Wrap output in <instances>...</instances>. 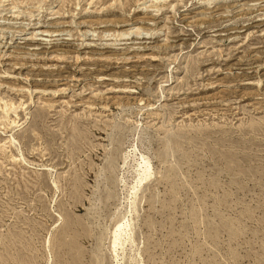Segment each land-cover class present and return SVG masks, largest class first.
Segmentation results:
<instances>
[{
	"label": "rangeland",
	"instance_id": "rangeland-1",
	"mask_svg": "<svg viewBox=\"0 0 264 264\" xmlns=\"http://www.w3.org/2000/svg\"><path fill=\"white\" fill-rule=\"evenodd\" d=\"M5 103L0 264H264V0H0Z\"/></svg>",
	"mask_w": 264,
	"mask_h": 264
},
{
	"label": "bare ground",
	"instance_id": "bare-ground-1",
	"mask_svg": "<svg viewBox=\"0 0 264 264\" xmlns=\"http://www.w3.org/2000/svg\"><path fill=\"white\" fill-rule=\"evenodd\" d=\"M1 109L2 110L0 112V120L3 119L4 117H8L9 113L11 111L16 113V109L17 108L14 106L13 103H11V104L5 103L4 107H2ZM134 152L136 153V151H134ZM136 167L138 168L137 171H136L137 172V176L135 178V180H136L135 183L136 184L134 185L133 188H136V187L140 186L142 184V182L149 177L150 170H151L149 159L146 156H144L143 154L139 155V157L137 159ZM136 189L133 192V194L136 193ZM129 227H130V224L128 223V221H119L117 223L115 232L117 233L118 236L114 240V245L115 244H119V241H120V238H121L120 236H122L123 232H126Z\"/></svg>",
	"mask_w": 264,
	"mask_h": 264
}]
</instances>
